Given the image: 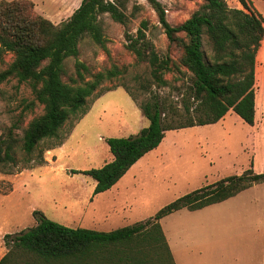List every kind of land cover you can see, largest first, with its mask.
Masks as SVG:
<instances>
[{
	"label": "trees",
	"instance_id": "16d2710c",
	"mask_svg": "<svg viewBox=\"0 0 264 264\" xmlns=\"http://www.w3.org/2000/svg\"><path fill=\"white\" fill-rule=\"evenodd\" d=\"M148 1L168 43L180 51L179 65L158 55L146 37L145 21L135 35L126 33L127 50L148 63L156 84L164 85V72L174 66L191 73V84L182 93V108L150 94L138 103L149 121L146 127L128 137L106 138L113 158L101 167L72 171L95 180L93 195L109 189L139 158L157 147L166 130L212 124L230 109L247 124L254 123L256 54L264 24L251 8V0H238L244 9L229 7L225 0H201L191 16L174 26L158 1ZM104 13L126 24L124 12L108 0H81L58 25L35 14L30 0L0 1V49L14 56L0 73V81L15 77L28 83L34 102L42 105V113L27 123L20 137L15 133L17 123L0 134V169L16 162L17 147L28 160L41 141L57 138L70 116L86 114L90 97L108 91L101 87L105 81L123 73L115 65L93 72L78 59L83 37L104 46L98 20ZM203 43L208 51L203 50ZM70 57L75 59L74 72L65 80V61ZM126 92L135 101L127 88ZM263 181L264 173L249 168L179 196L146 220L110 231L70 228L34 210L35 225L4 235L7 251L0 264H175L161 218L183 208L198 210L221 202Z\"/></svg>",
	"mask_w": 264,
	"mask_h": 264
},
{
	"label": "rangeland",
	"instance_id": "374dc122",
	"mask_svg": "<svg viewBox=\"0 0 264 264\" xmlns=\"http://www.w3.org/2000/svg\"><path fill=\"white\" fill-rule=\"evenodd\" d=\"M30 1L35 14L55 25L67 20L81 2ZM108 1L115 2L124 12L126 24L114 21L107 13L99 14L98 20L105 38L104 46L85 36L79 42L78 59L93 72L115 65L123 73L105 81L101 87L108 91L99 97H90L86 114L81 117L70 116L57 138L41 141L28 160L17 147L16 162L0 169V258L7 251L4 235L15 234L35 225L37 221L32 215L34 210L70 228L114 230V226H105L107 222L100 211H97V202L101 205L100 196L97 197V202L94 197L91 198L95 180L91 176L72 171L101 167L112 158L106 138L128 137L146 127L149 121L143 116L138 103L147 99L150 94L155 93L166 103L182 108V93L191 84V73L183 66H180V70L174 66L164 72L165 84L158 85L150 75L148 63L138 60L126 48V33L135 35L141 22L145 21L146 37L152 42L158 55L168 56L175 65H179L180 51L168 43L152 4L148 0ZM156 1L164 9L168 23L173 26L191 16L202 4L201 0ZM225 1L229 7L243 8L238 0ZM251 8L261 15L264 24V0H251ZM203 50L208 51L204 43ZM257 57L263 60V65L258 66L257 71L264 73V35ZM13 58L11 52L0 49V73ZM74 62V58L66 59L65 80L73 74ZM126 88L135 97V101L126 92ZM255 104L257 116L262 115L264 118L263 90L257 91ZM41 113L42 105L34 102L28 83L19 82L15 77L0 81V134L17 123L19 128L15 133L20 137L27 123ZM208 142L212 147L215 141ZM166 199L164 197L159 202L148 205L145 211L163 204ZM252 204V198H246L220 212L212 208L213 210H204L202 214L189 216V211L183 210L167 218L163 225L174 252L181 259L180 264H264V229H258L255 237L243 234L248 213L246 209ZM217 213L229 215L217 219ZM231 213L241 216L235 217ZM254 214H257L255 210L252 218ZM202 219L205 225L201 229L203 234L199 236L195 227L201 228L199 225ZM253 219L264 224V213ZM195 223L198 226H194ZM17 260L19 261L18 258Z\"/></svg>",
	"mask_w": 264,
	"mask_h": 264
},
{
	"label": "crops",
	"instance_id": "0c3cea01",
	"mask_svg": "<svg viewBox=\"0 0 264 264\" xmlns=\"http://www.w3.org/2000/svg\"><path fill=\"white\" fill-rule=\"evenodd\" d=\"M262 65L263 60L256 54L255 97L258 90L264 91V73L257 71V67ZM209 140L215 141L212 147L209 146ZM249 168L255 173H264V118L262 115L257 116L256 104L252 125L244 122L230 109L212 124L166 130L157 147L139 158L109 189L92 194L91 198L94 197L97 202V197L100 196L102 206L98 205V201L97 211H100L107 222L105 226H114L112 229H115L146 220L179 196L223 177L239 175ZM164 197L167 199L163 204L145 211L148 205L157 203ZM246 198H252L253 204L246 209L248 213L243 234L255 237L258 229H264L262 222L253 219L264 213V181L253 184L221 202L198 210L183 208L161 218L159 223L174 263L180 264L181 259L174 252L164 228L167 218L183 210L189 211V216L202 214L204 210H213L212 208L220 212L234 202H243ZM254 210L257 214L252 218ZM231 214L235 217L241 216ZM226 215L229 214L217 213V219H223ZM204 225L202 219L199 225L201 228L195 227L196 232L200 233L199 236L203 234L201 229H204ZM194 226H198V223ZM237 227L240 229L239 225ZM262 232L264 237V230Z\"/></svg>",
	"mask_w": 264,
	"mask_h": 264
},
{
	"label": "bare ground",
	"instance_id": "6f19581e",
	"mask_svg": "<svg viewBox=\"0 0 264 264\" xmlns=\"http://www.w3.org/2000/svg\"><path fill=\"white\" fill-rule=\"evenodd\" d=\"M261 127V126H260ZM262 134V133H261Z\"/></svg>",
	"mask_w": 264,
	"mask_h": 264
}]
</instances>
